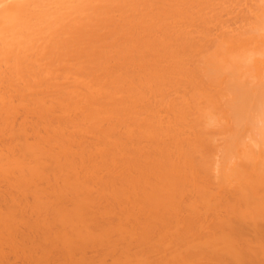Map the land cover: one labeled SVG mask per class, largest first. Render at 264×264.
Instances as JSON below:
<instances>
[{
    "label": "bare ground",
    "instance_id": "bare-ground-1",
    "mask_svg": "<svg viewBox=\"0 0 264 264\" xmlns=\"http://www.w3.org/2000/svg\"><path fill=\"white\" fill-rule=\"evenodd\" d=\"M0 264H264V0H0Z\"/></svg>",
    "mask_w": 264,
    "mask_h": 264
}]
</instances>
